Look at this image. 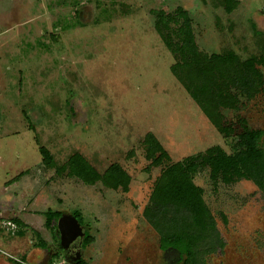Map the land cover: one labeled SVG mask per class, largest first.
I'll return each mask as SVG.
<instances>
[{
	"label": "rangeland",
	"instance_id": "rangeland-1",
	"mask_svg": "<svg viewBox=\"0 0 264 264\" xmlns=\"http://www.w3.org/2000/svg\"><path fill=\"white\" fill-rule=\"evenodd\" d=\"M207 1L0 0V264L73 263L46 228L49 209L81 213L95 239L80 253L88 264H177L143 215L154 183L173 163L230 146L172 75L153 13L188 10L210 54L246 57L257 42L251 23L264 32V0H240L230 14ZM239 116L264 129L263 97ZM148 133L171 157L159 168L145 158ZM41 148L54 167L43 165ZM76 153L100 173L120 164L129 192L60 172ZM195 183L226 244L208 263L264 264V194L247 180L215 185L207 171ZM33 231L46 249L35 247Z\"/></svg>",
	"mask_w": 264,
	"mask_h": 264
},
{
	"label": "trees",
	"instance_id": "trees-1",
	"mask_svg": "<svg viewBox=\"0 0 264 264\" xmlns=\"http://www.w3.org/2000/svg\"><path fill=\"white\" fill-rule=\"evenodd\" d=\"M210 1L215 9H222L226 14L236 10L240 2ZM153 14L154 30L174 61L170 67L172 75L227 140L230 152L214 146L168 166L156 179L143 215L158 233L161 251H174L179 264H209V257L223 252L226 244L195 177L207 171L215 185L248 180L264 193V130L251 128L239 116L247 104L260 96L264 100V32L251 23L257 42L254 51L246 57L233 49L210 54L198 45L194 20L188 10L179 7L175 13L155 11ZM230 115L234 116L231 121ZM235 124L242 127L240 133L236 132ZM143 146L151 168H159L171 160L153 133L145 136ZM41 155L44 166H55L50 151L41 148ZM59 171L86 185L101 183L108 189L124 192L130 189L131 176L120 164L114 163L100 173L79 153L72 155ZM80 214L75 211L73 215L78 219ZM62 215L49 209L45 213L46 228L52 233L58 232L57 222ZM14 222L22 225L19 220ZM33 234L38 241L35 247L46 249L48 244L40 233L33 231ZM18 235L23 236L24 231ZM94 240L86 231L84 248ZM76 264L88 263L82 259Z\"/></svg>",
	"mask_w": 264,
	"mask_h": 264
},
{
	"label": "water",
	"instance_id": "water-1",
	"mask_svg": "<svg viewBox=\"0 0 264 264\" xmlns=\"http://www.w3.org/2000/svg\"><path fill=\"white\" fill-rule=\"evenodd\" d=\"M57 224L58 231L61 235V245L65 249L77 238L84 236L83 227L72 214H63Z\"/></svg>",
	"mask_w": 264,
	"mask_h": 264
},
{
	"label": "flooded vegetation",
	"instance_id": "flooded-vegetation-1",
	"mask_svg": "<svg viewBox=\"0 0 264 264\" xmlns=\"http://www.w3.org/2000/svg\"><path fill=\"white\" fill-rule=\"evenodd\" d=\"M261 130H264V129H261ZM248 181V180H247ZM257 187V186H256ZM258 188V187H257ZM259 189V188H258ZM260 190V189H259ZM261 191V190H260ZM262 192V191H261ZM263 193V192H262ZM264 194V193H263ZM58 223V222H57ZM57 227H58V224H57ZM84 228V227H83ZM58 229V228H57ZM58 231V230H57ZM84 231V236L83 237H79L77 238L74 242H72L70 244V246L65 249L62 245H61V235L58 232L56 233H52V236L53 238L58 242V238H59V246H60V249L61 251L64 253L65 257L69 260V261H73L72 264H76L77 262L81 261L82 258L80 257V253L82 251V249H85L83 244H84V239H85V235H86V231ZM59 236V237H58ZM74 252H76V256L72 255ZM163 252V251H162ZM224 252V250H223ZM223 252H219V253H223ZM164 253V257L165 258H168L169 255H173L175 256L176 258V261H177V264H179L178 262V258H177V255L175 254L174 251H167V252H163ZM85 261V260H84Z\"/></svg>",
	"mask_w": 264,
	"mask_h": 264
}]
</instances>
